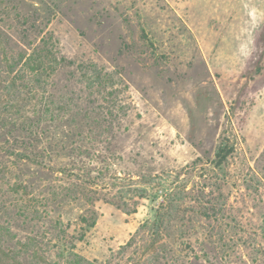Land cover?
Instances as JSON below:
<instances>
[{
  "label": "rangeland",
  "instance_id": "374dc122",
  "mask_svg": "<svg viewBox=\"0 0 264 264\" xmlns=\"http://www.w3.org/2000/svg\"><path fill=\"white\" fill-rule=\"evenodd\" d=\"M42 36L71 62L43 95L112 128L94 139L82 126L78 156L66 112L40 123L34 147L24 131L0 130V247L13 255L37 231L66 248L58 228L78 236L92 211L73 242L96 264L143 260L159 245L151 264H264V0H0V71ZM91 67L111 75L106 88L87 87ZM21 91L0 102L30 115L36 98ZM221 142L232 149L217 164ZM46 146L47 158L26 157ZM133 186L147 192L133 213L102 198ZM157 210L164 229L150 244L134 233Z\"/></svg>",
  "mask_w": 264,
  "mask_h": 264
},
{
  "label": "trees",
  "instance_id": "16d2710c",
  "mask_svg": "<svg viewBox=\"0 0 264 264\" xmlns=\"http://www.w3.org/2000/svg\"><path fill=\"white\" fill-rule=\"evenodd\" d=\"M29 45L30 46H26L25 49L21 48L15 57L6 56L4 68L0 71V94L5 92L10 95L12 91L17 90V92L19 91L17 96H19L22 94L21 86H25L27 88L26 92L36 98V101L33 104L32 113L30 115L21 116L20 108L17 107L18 104L16 102H0V130L8 128L9 132L11 129L24 131V139L26 138L24 143L27 144L26 147H34V143L39 142L38 137L36 136H38L40 123L47 119L54 118L59 115L60 112H62V115H65L66 112L68 113L66 115L69 116L67 123L70 127V139L75 144L74 147L70 148L69 154L71 153V156H78L77 151L80 147V143L78 141H81L79 135L81 130L80 128L82 126L88 127L89 131L97 129L95 133L92 131L93 136L91 137H94L95 139V137L100 135V133H103L107 129L110 130L112 128V123L109 121H101L97 116H94L93 114L91 115V112L87 113V111L84 110L82 113L81 109H76L71 113L69 102H55L49 97V95L44 96L43 94L45 92L44 88L46 85V79L50 73L55 71L57 67L69 65L71 62L66 60L63 56L57 55V51L54 49V44L49 37L47 38L42 36L38 42H34ZM82 74L84 82L88 88L95 86L106 88L111 80V75L109 73L102 72L96 67L88 68ZM17 80L20 81V84L16 83ZM23 98H21V100H23ZM77 115H81L80 120H77ZM8 129H6L7 132ZM24 143V149H27L25 148ZM231 149L232 146L227 143L221 142L218 145L215 152L217 164L224 162L226 157L230 154ZM50 150L51 148L46 146L42 148V152H28L26 157L30 154L35 158H47ZM128 181H131V179ZM141 183L148 184L150 182L142 179ZM72 186L73 187L71 189L80 188L77 183L72 184ZM81 187L85 190L83 186ZM51 193L55 198V192L52 191ZM146 194L147 192L145 187L133 186L125 192L120 190L118 193L112 194L110 197L105 196L102 198L129 214L136 211V204L138 203L137 199L146 197ZM87 197L90 198L89 195ZM134 197H136V199H134ZM124 198L130 200L131 202H124L122 200ZM161 217L162 215L159 214L157 210L154 220L152 222L146 221L140 224L134 235L142 239L146 236V238L150 240V244H154L164 229ZM79 222L80 226L78 236L69 235L64 229L58 228L56 238L63 237L66 241V248H61L56 246V244L49 245V239H47V243H44L43 234H40L37 231L30 232L28 235H25L22 239H20L18 242V250L13 255L11 251L7 252L4 248L0 247V261H8L12 258L15 264H40L43 262H47V264H96L76 253L74 251L73 242L75 240H81L87 229L94 225L95 217L93 212H86L80 217ZM57 225H59V222L54 221V227ZM135 240V236L131 237L126 244L119 248V251L130 247ZM160 246L162 247V245H159L156 248V251H153L152 254L143 260H126L122 264H151L153 261L158 260V258L163 257V254L161 256L156 254L163 252V249ZM49 256H53L54 259H51ZM103 264H111V259H108V261Z\"/></svg>",
  "mask_w": 264,
  "mask_h": 264
}]
</instances>
